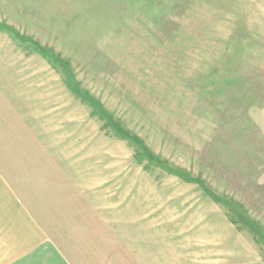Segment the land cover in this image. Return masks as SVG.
I'll list each match as a JSON object with an SVG mask.
<instances>
[{"label": "rangeland", "instance_id": "1", "mask_svg": "<svg viewBox=\"0 0 264 264\" xmlns=\"http://www.w3.org/2000/svg\"><path fill=\"white\" fill-rule=\"evenodd\" d=\"M4 183L105 264L197 209L264 262V0H0Z\"/></svg>", "mask_w": 264, "mask_h": 264}, {"label": "crops", "instance_id": "2", "mask_svg": "<svg viewBox=\"0 0 264 264\" xmlns=\"http://www.w3.org/2000/svg\"><path fill=\"white\" fill-rule=\"evenodd\" d=\"M2 188L5 194L0 196V264H96V257L105 264L101 258L104 255L96 248L109 241L96 243L94 239L82 238V246H78L74 237H66V228L46 229L27 213L23 202L10 199L6 183ZM190 215L188 223L160 233L158 225L144 224L139 213L134 225L135 263L264 264L248 236L230 223L220 209H197ZM87 220L86 231H94L95 220ZM99 228L110 230L105 225Z\"/></svg>", "mask_w": 264, "mask_h": 264}]
</instances>
